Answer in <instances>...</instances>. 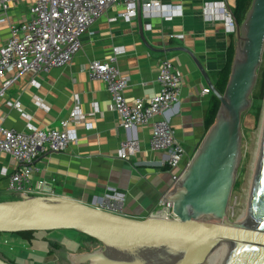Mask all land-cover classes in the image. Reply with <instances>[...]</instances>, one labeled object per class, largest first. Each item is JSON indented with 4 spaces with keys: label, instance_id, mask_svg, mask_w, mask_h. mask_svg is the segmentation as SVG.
<instances>
[{
    "label": "crops",
    "instance_id": "1",
    "mask_svg": "<svg viewBox=\"0 0 264 264\" xmlns=\"http://www.w3.org/2000/svg\"><path fill=\"white\" fill-rule=\"evenodd\" d=\"M166 1L170 19L157 9L138 10V22L136 16L108 20L121 9L117 3L109 5L92 24V32L80 35V47L66 63L36 74L21 73L5 89L0 96V123L6 127L55 125L75 102L86 114L85 122L72 124L75 139L65 149L41 152L33 159L32 182L43 179L55 194L94 206L112 197L116 212L130 217L160 215L156 212L162 210L159 201L169 183V169L157 162L160 151L148 147L150 121L126 130L117 127L103 81L90 76L82 66L92 58H105L112 47L121 50L115 61L127 76L122 92L130 102L136 96L147 98L156 92L157 58L167 56L179 68L181 79L177 98L163 116L184 148L185 157L190 156L205 130L203 120L211 94L200 92L208 85L193 58L215 87L227 49L230 45L234 48L235 33L223 21L217 6L221 0ZM224 1L232 7L234 0ZM29 2L14 3L8 10V20L26 18ZM206 5L211 7L204 8ZM7 33L6 23H0V44ZM176 46L184 49H174ZM31 78L36 82L33 85L29 83ZM7 99L17 100L19 108L6 105ZM94 102L97 109L89 114ZM157 117L155 114L152 119ZM130 137L139 140V150L128 157L118 156L120 140ZM1 166L13 169L17 162L0 151ZM5 183L0 176V192H5ZM94 245L77 231H33L29 235L0 232V256L16 264H69L67 252L88 250Z\"/></svg>",
    "mask_w": 264,
    "mask_h": 264
},
{
    "label": "water",
    "instance_id": "2",
    "mask_svg": "<svg viewBox=\"0 0 264 264\" xmlns=\"http://www.w3.org/2000/svg\"><path fill=\"white\" fill-rule=\"evenodd\" d=\"M135 16L138 22V8ZM235 26L222 91L191 56L218 105L179 176L160 196L171 203L174 218H135L60 194L22 193L0 199V231L71 228L98 243L67 252L69 264H201L216 238L223 239L217 264H264V104L244 213L235 224L225 213L240 158V114L250 104L264 43V0H250ZM0 264L16 263L0 256Z\"/></svg>",
    "mask_w": 264,
    "mask_h": 264
},
{
    "label": "built area",
    "instance_id": "3",
    "mask_svg": "<svg viewBox=\"0 0 264 264\" xmlns=\"http://www.w3.org/2000/svg\"><path fill=\"white\" fill-rule=\"evenodd\" d=\"M20 0H0V23L7 25V37L0 44V96L12 81L21 73L36 74L51 67L66 63L80 47V35L90 29L94 21L106 8L117 3L121 6L115 14L107 19L121 18L129 20L136 15V9L148 11L157 9L163 17L170 19L172 14L165 10L166 0H30L28 16L23 20L11 22L8 20V10ZM224 23L230 32L235 33V19L232 7L224 0L217 3ZM206 5L204 8L209 9ZM180 8V5L177 6ZM181 37V34H170ZM121 50L111 48L105 58H92L82 67L90 76L103 81L110 98V108L117 117V127L124 130L150 121L148 147L159 150V165H166L169 169L170 188L184 168L188 158L184 148L166 121L163 113L176 100L181 74L177 66L165 56L157 58L156 83L157 90L151 96L143 98L136 96L127 101L123 95V88L127 83V76L121 73L116 65V55ZM30 84H35L33 78ZM201 93L211 92L208 86L200 90ZM6 105L19 108L17 100H5ZM89 114L97 105L94 102ZM158 114L159 117L152 119ZM86 114L73 103L67 114L60 118L55 125L35 126L26 123L22 129L6 127L0 123V151L10 155L17 166L8 169L0 167V176L6 180L5 191L19 197L20 194L52 195L55 194L50 186H46L43 179L31 181L34 170L33 159L41 152H58L67 147L75 139L72 124L85 122ZM140 148L136 137L123 138L118 145V156L128 157ZM159 204L164 211L162 215L174 218L171 203L163 201ZM116 212L117 206L112 197L105 199L98 206ZM117 213V212H116Z\"/></svg>",
    "mask_w": 264,
    "mask_h": 264
},
{
    "label": "rangeland",
    "instance_id": "4",
    "mask_svg": "<svg viewBox=\"0 0 264 264\" xmlns=\"http://www.w3.org/2000/svg\"><path fill=\"white\" fill-rule=\"evenodd\" d=\"M263 54H264V45L262 47L260 60H262ZM249 97H250L249 106L245 110H243L240 114V124H239L240 158L236 166L234 180L228 195L226 209H225L227 219L234 224L241 219V215L244 213V209L246 205L250 170L252 167V160H253L254 150L257 141V134L261 121L263 104H264V91L261 94V96H258L257 84H256L252 88ZM14 196L15 195H12L10 192H6V191L0 192V199L14 197ZM163 212H164L163 210H158V212L156 213L162 215ZM68 230L71 232H76L74 229H70V228H56L49 230H33V231L39 234V232L61 233ZM12 233H16V231L15 232L13 231ZM83 238L87 241L90 240L94 241L95 245L98 244L94 239L88 238L84 235ZM213 257H215V255L211 249L209 255L201 264H213L211 259ZM60 258L63 259V254L62 255L60 254Z\"/></svg>",
    "mask_w": 264,
    "mask_h": 264
},
{
    "label": "trees",
    "instance_id": "5",
    "mask_svg": "<svg viewBox=\"0 0 264 264\" xmlns=\"http://www.w3.org/2000/svg\"><path fill=\"white\" fill-rule=\"evenodd\" d=\"M250 0H234L233 5H232V14L233 17L237 20L240 21L249 5ZM264 45V43H263ZM233 53V47L230 45L227 49V54H226V60L223 64V66L218 70L216 74V80H215V88L218 91H222L224 84L226 82L228 73H229V66H230V61ZM260 64L258 65V68L256 69V80L254 85L257 84V94L258 96H261V94L264 91V54L262 57V60L259 62ZM254 87V86H253ZM218 105V99L214 94H210L209 98V103L206 108V112L204 115V128H206L213 120L214 114L216 111ZM8 198H13V197H8ZM2 199H7V198H2ZM33 230H22V231H16V233L21 234V235H29ZM80 233V232H79ZM88 238H91L83 233H80ZM92 239V238H91ZM12 262V261H11ZM14 263V262H13Z\"/></svg>",
    "mask_w": 264,
    "mask_h": 264
},
{
    "label": "bare ground",
    "instance_id": "6",
    "mask_svg": "<svg viewBox=\"0 0 264 264\" xmlns=\"http://www.w3.org/2000/svg\"><path fill=\"white\" fill-rule=\"evenodd\" d=\"M241 218H242V215H241ZM222 242H223V239L216 238L215 244L211 248L212 251L214 252V255H215V257L211 258L213 264L218 263L219 253H220V248H221Z\"/></svg>",
    "mask_w": 264,
    "mask_h": 264
}]
</instances>
